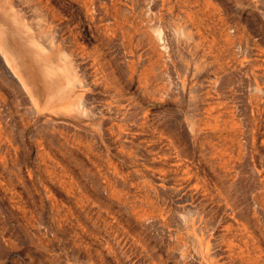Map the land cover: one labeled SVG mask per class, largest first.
Returning a JSON list of instances; mask_svg holds the SVG:
<instances>
[{"label":"rangeland","instance_id":"rangeland-1","mask_svg":"<svg viewBox=\"0 0 264 264\" xmlns=\"http://www.w3.org/2000/svg\"><path fill=\"white\" fill-rule=\"evenodd\" d=\"M3 2L0 264H264V0Z\"/></svg>","mask_w":264,"mask_h":264},{"label":"bare ground","instance_id":"bare-ground-1","mask_svg":"<svg viewBox=\"0 0 264 264\" xmlns=\"http://www.w3.org/2000/svg\"><path fill=\"white\" fill-rule=\"evenodd\" d=\"M40 38L46 39L50 45L53 44V39L49 34L44 33L40 34V36L33 34L32 30L12 10V7L4 3L3 0H0V64L5 72L13 80L17 81L22 88L28 89V85L30 86V84L24 76L23 78L28 84L23 78L21 81L15 75L16 69L24 71L23 68L26 61L23 57L24 55H22V50L25 52L27 50L30 55L38 60L41 72L44 74L43 78L49 82H53V87L61 84L59 79L62 77L66 81L68 80L69 83L77 80V74L73 69L71 59L66 54L67 52L62 53L59 59L56 60H53L51 56H47L48 58L44 59L43 54L47 53V49L41 44Z\"/></svg>","mask_w":264,"mask_h":264}]
</instances>
